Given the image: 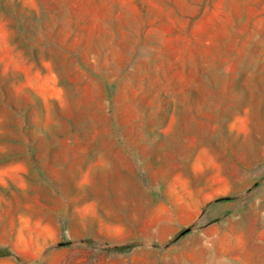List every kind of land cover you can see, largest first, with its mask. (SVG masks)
I'll return each instance as SVG.
<instances>
[{"label":"rangeland","instance_id":"374dc122","mask_svg":"<svg viewBox=\"0 0 264 264\" xmlns=\"http://www.w3.org/2000/svg\"><path fill=\"white\" fill-rule=\"evenodd\" d=\"M2 253L264 264V0H0Z\"/></svg>","mask_w":264,"mask_h":264},{"label":"trees","instance_id":"16d2710c","mask_svg":"<svg viewBox=\"0 0 264 264\" xmlns=\"http://www.w3.org/2000/svg\"><path fill=\"white\" fill-rule=\"evenodd\" d=\"M132 247H133V244L121 245V246H117V247L113 248L112 251L125 252V251L130 250ZM3 255H7V253L0 254V256H3Z\"/></svg>","mask_w":264,"mask_h":264}]
</instances>
